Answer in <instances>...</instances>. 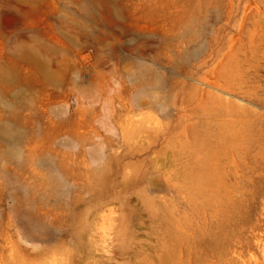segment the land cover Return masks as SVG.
Returning <instances> with one entry per match:
<instances>
[{"label":"rangeland","instance_id":"1","mask_svg":"<svg viewBox=\"0 0 264 264\" xmlns=\"http://www.w3.org/2000/svg\"><path fill=\"white\" fill-rule=\"evenodd\" d=\"M5 263L264 264V0H0Z\"/></svg>","mask_w":264,"mask_h":264},{"label":"bare ground","instance_id":"2","mask_svg":"<svg viewBox=\"0 0 264 264\" xmlns=\"http://www.w3.org/2000/svg\"><path fill=\"white\" fill-rule=\"evenodd\" d=\"M103 202H104V201H103ZM98 203H99V202H98ZM99 204H100V203H99ZM96 205H97V203H96ZM101 206H102V205H101ZM97 207H98V205H97ZM107 214H110V213H107ZM105 216H107V215H105ZM108 216H109V215H108ZM108 216H107V217H108ZM115 235H116V234H115ZM115 239H116V238H115ZM5 245H6V244H5ZM12 254H13V253H12ZM14 257H15V256H14ZM9 260H10V259H9ZM11 261H12V260H11ZM11 261H10V262H11ZM5 262H6V261H5ZM5 264H6V263H5Z\"/></svg>","mask_w":264,"mask_h":264}]
</instances>
